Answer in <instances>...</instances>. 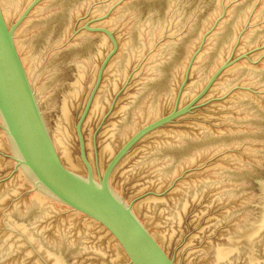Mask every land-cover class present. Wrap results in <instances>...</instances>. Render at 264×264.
I'll use <instances>...</instances> for the list:
<instances>
[{
	"label": "water",
	"instance_id": "water-1",
	"mask_svg": "<svg viewBox=\"0 0 264 264\" xmlns=\"http://www.w3.org/2000/svg\"><path fill=\"white\" fill-rule=\"evenodd\" d=\"M0 264H264V0H0Z\"/></svg>",
	"mask_w": 264,
	"mask_h": 264
}]
</instances>
